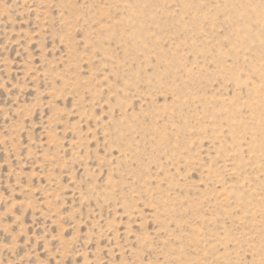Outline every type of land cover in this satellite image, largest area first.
<instances>
[{
  "label": "rangeland",
  "instance_id": "obj_1",
  "mask_svg": "<svg viewBox=\"0 0 264 264\" xmlns=\"http://www.w3.org/2000/svg\"><path fill=\"white\" fill-rule=\"evenodd\" d=\"M0 264H264V0H0Z\"/></svg>",
  "mask_w": 264,
  "mask_h": 264
}]
</instances>
